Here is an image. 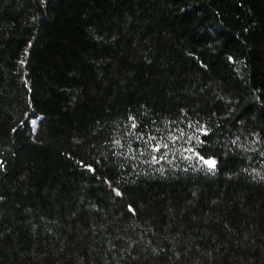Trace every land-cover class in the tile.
<instances>
[{
  "label": "trees",
  "instance_id": "trees-1",
  "mask_svg": "<svg viewBox=\"0 0 264 264\" xmlns=\"http://www.w3.org/2000/svg\"><path fill=\"white\" fill-rule=\"evenodd\" d=\"M0 264H264V0H0Z\"/></svg>",
  "mask_w": 264,
  "mask_h": 264
},
{
  "label": "snow or ice",
  "instance_id": "snow-or-ice-1",
  "mask_svg": "<svg viewBox=\"0 0 264 264\" xmlns=\"http://www.w3.org/2000/svg\"><path fill=\"white\" fill-rule=\"evenodd\" d=\"M33 123H35V121H33ZM135 125H133L134 127ZM200 159L203 161L204 164H206L209 168H215L216 166V162L215 160L212 159H208V160H204L203 157H200Z\"/></svg>",
  "mask_w": 264,
  "mask_h": 264
}]
</instances>
